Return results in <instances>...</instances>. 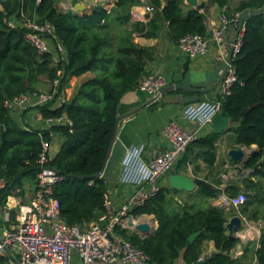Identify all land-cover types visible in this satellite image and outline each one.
<instances>
[{
    "label": "trees",
    "instance_id": "trees-1",
    "mask_svg": "<svg viewBox=\"0 0 264 264\" xmlns=\"http://www.w3.org/2000/svg\"><path fill=\"white\" fill-rule=\"evenodd\" d=\"M148 1L155 8L151 18L147 22H132V8L143 4L142 0H116L112 9L100 3L89 12L59 10L57 0H0V180L8 182L7 188L0 190V209L11 188L22 185L27 176L36 177L42 138L51 139L50 129L21 127L5 103L22 93L36 91L35 84L42 76L46 75L52 82L61 71V88L68 101L55 108L54 102L40 107L44 117L67 115L73 120L72 127H53L65 135L58 153L50 161V166L61 176L54 184V196L60 202L63 219L69 224H89L102 213L108 186L99 175L117 128L119 105L126 93L137 89L148 62L157 55L155 47L137 43L135 34L156 38L167 23L168 34L177 43L188 32L205 35L207 29L205 12L192 9L187 13L183 0L167 4L162 0ZM208 1L224 8L227 19L237 12L242 15L248 9L264 5V0L243 1L229 15L228 0ZM23 14L53 25L54 50L60 55L57 43L64 48L58 63L54 62L52 52L39 54L28 43L23 26L9 24L11 16ZM243 33V44L232 61L238 81L232 93L223 99L222 111L232 121L224 133L232 132L235 144L258 146L243 164L242 170H252L248 177L242 178L244 186L232 182L223 190L228 197L242 191L247 193V201L239 209L245 215L264 192V12L248 17ZM88 72L95 76L71 94L73 81ZM244 109L249 110L244 113ZM221 134L211 131L200 137L188 147L186 158L197 152L212 167ZM21 174L10 188V183ZM217 182L220 184L221 180ZM180 192L170 186L162 187L155 197L130 211L134 217L154 216L158 227L153 235L142 236L121 227L117 232L147 252L154 264H176L181 256L185 264H197L208 240L215 242L217 251L206 255L207 260L202 264H249L247 252L242 257L232 256L231 250L240 239L226 233L225 208L210 203L221 190L210 192L199 185L196 193L189 194L194 198L191 201L176 198ZM249 217L259 219L255 211ZM197 232L199 235L190 242L189 238ZM256 259L258 264H264V227Z\"/></svg>",
    "mask_w": 264,
    "mask_h": 264
},
{
    "label": "built area",
    "instance_id": "built-area-1",
    "mask_svg": "<svg viewBox=\"0 0 264 264\" xmlns=\"http://www.w3.org/2000/svg\"><path fill=\"white\" fill-rule=\"evenodd\" d=\"M101 1L109 9V0ZM144 8L147 13L155 12L153 5L145 4ZM70 10L80 12L77 7ZM240 18L241 13L238 12L231 19L224 17L222 25L213 29L211 37L188 32L180 37L177 46L189 59L205 57L212 43L222 46L228 42L229 24L239 26ZM23 27L26 30V40L39 54L51 52L54 27L49 21L23 14ZM243 32L242 28L229 43L232 60H226L228 70L218 86L216 97L187 104L183 109L182 120L193 123L195 129H189L181 120L173 118L162 130L165 145L154 149L150 157L147 155L148 145L145 142L126 147L119 182L133 187V191L121 205H117L114 198L106 192L104 210L89 224H69L63 219L60 202L54 196V184L61 176L50 166V142L42 138V151L37 160L39 172L33 179V184L24 183L10 190L8 188L1 208L3 223L0 227V264H75V257L81 264H154L147 252L118 233L117 228L131 229L130 220L135 224L150 222L145 218L147 215L134 217L129 213L158 194L162 188V179L183 158L188 147L201 137L202 130L212 125L214 116L222 111L223 99L232 93L233 85L238 81L232 61L243 44ZM57 48L60 55L64 53L60 43H57ZM218 59L225 60L224 54L221 53ZM59 60V56L54 58L55 63ZM61 73L58 71L50 90L22 93L7 100L6 107L40 108L55 101L60 105L66 103L68 97L61 88ZM167 86L168 79L163 72L150 71L142 76L137 89L145 92L155 102L162 98ZM45 119L52 126H73V120L67 115L49 116ZM243 171L242 175L245 176L250 175L252 170ZM225 180H228V176H225ZM7 184L6 179H1L0 190L7 188ZM246 201L247 193L242 191L234 197H225L222 202L239 210ZM243 221L245 227L238 233L241 239L242 233L246 232L248 235L250 230L246 226V219L243 218ZM260 236H255L256 240L259 241ZM245 238L247 236L242 243H238L237 256L244 253ZM205 257L203 255L200 261Z\"/></svg>",
    "mask_w": 264,
    "mask_h": 264
},
{
    "label": "crops",
    "instance_id": "crops-1",
    "mask_svg": "<svg viewBox=\"0 0 264 264\" xmlns=\"http://www.w3.org/2000/svg\"><path fill=\"white\" fill-rule=\"evenodd\" d=\"M115 1L116 0H109V9H112ZM142 1L143 4L132 8V22H147L153 15L145 11L144 5L148 4V0ZM195 1L196 3L192 4L187 0H183L184 7L186 10L196 9L205 12L207 17V29L205 35L207 37H211L213 29L222 25L223 18L225 17V9L221 8L218 4L210 3L208 0ZM243 1L247 0H228L227 13L232 15L239 4ZM100 3H102L101 0H87L86 12L91 11L94 7L93 5ZM70 4L73 5V7ZM163 4H165L164 1ZM202 4H204V6L200 8L199 6ZM57 7L59 10L66 12L69 11L70 8L77 6H75V0H57ZM9 24L13 27H22L23 16H11L9 18ZM238 31L239 26L230 23L228 27V42L222 46H217L212 43L211 49L205 57L194 60L189 59L183 53H181L177 43L170 38L168 34L167 23H164V27L160 30L159 36L156 38H146L140 36L139 34H135V41L137 43L143 46L155 47L157 51L156 58L148 62L146 66V72H163L167 76L168 86L162 98L152 103H149V101H151L150 97L139 89L129 91L123 96L121 100L118 116H122L123 118L117 124L116 139L103 173V178L105 179V182L108 186L107 192L114 198L117 205L124 203L128 195L133 191V187L123 185L119 182L122 158L126 147L132 144L145 142L148 145L147 155L150 157L154 149L161 148L163 145H165V140L162 136V130L165 125L173 118L181 120L187 128L192 130L195 129L196 126L193 123H186L182 120L181 115L183 109L187 104L216 97L219 86H216V84L226 70V60L229 61L232 56V49L229 43L236 38ZM51 52L54 54V58H56L57 55L56 51L54 50L53 42L51 43ZM221 53L224 54L225 60L218 59V56ZM93 76H95V73L88 72L76 78L69 89L70 93L72 94L73 92L77 91L85 80ZM178 85L190 87L191 89L181 88L178 87ZM171 86L175 87L169 89ZM51 87L52 83L46 75L42 76L40 82H38L37 86H35L36 91H48L51 89ZM209 89L213 90L206 92ZM58 106H60V103L55 101L52 107L55 108ZM11 109L12 115L21 127L39 130L50 129V156L53 158L58 153L60 146L65 139L64 133L58 129L53 130V127L55 126L49 125L46 122L45 117L41 115V108L13 107ZM136 110L138 111L133 114H129ZM211 131H213L212 125L202 130L201 137L206 136ZM216 145L217 159L212 167H210L202 157L198 156L197 152L191 154L188 156V158H186V153L184 154L183 158L162 179L161 187L170 186L168 175L172 173H184L194 178H202L206 180L208 183L213 185V192L218 189L221 190L217 197L210 199V203L225 208L227 211V227L229 220L235 215H241L244 220L246 218L244 214L240 213V210L235 207L225 205L222 202L224 198L227 197L223 190L227 184H231L232 182L238 183L243 187L244 185L242 178L248 177L249 175H242V173H244L242 170L243 163H234L228 155L229 149L241 146L235 144L234 135L232 132H223ZM257 148L258 146L253 144L250 147H247V151L251 153L256 151ZM225 176H228L227 181L225 180ZM219 179L221 180L220 184L217 182ZM23 182L25 181L23 180ZM26 184L29 183L26 182ZM198 189L199 186H197L192 192L183 190L179 193V195L182 194V199L184 198V200H192V198L189 197V194L196 193ZM177 196L176 198H178ZM184 200L180 199V201ZM145 218L153 223L154 230H156L158 227V221L154 218V216L147 215ZM2 223L3 217L0 209V227ZM251 232L252 231L249 230L248 235L246 232L242 233L243 237L242 239L240 238L239 243H242L244 240L243 238L247 236V239L245 238L247 241L245 240L244 242L243 255L247 252V261L249 264H258L256 259V250L259 247V241L256 240V237L252 235ZM226 233L230 235L228 229ZM250 240L252 241V245L248 247V241ZM237 248L238 244L231 250L232 256L242 257L243 255L237 256ZM215 251H217L215 242L213 240L205 241L203 254L210 255ZM75 264H81L77 257H75ZM176 264H185L183 256L178 259Z\"/></svg>",
    "mask_w": 264,
    "mask_h": 264
},
{
    "label": "water",
    "instance_id": "water-1",
    "mask_svg": "<svg viewBox=\"0 0 264 264\" xmlns=\"http://www.w3.org/2000/svg\"><path fill=\"white\" fill-rule=\"evenodd\" d=\"M163 1H164L165 4H167V3L174 2L175 0H163ZM187 1L192 3V4L196 3L195 0H187ZM148 4L152 5V3L150 1H148ZM203 6H204V4L200 5L199 7L202 8ZM77 9L80 10V11L86 12L85 5H78ZM189 11L190 10H187L186 12L188 13ZM263 12H264V5H263V7L259 8V9H248V10L244 11L242 13V15H241V18H240L239 31H241V29L244 27L246 19L248 17H250L252 15L260 14V13H263ZM231 60L232 59L230 58V61ZM227 70H228V66L226 67V70L224 71V73L220 77V79L217 82L216 86H218L220 84V82L222 81L223 77L225 76ZM172 87H175V86H171V87H169V89L172 88ZM178 87L191 89L190 87H185L183 85H178ZM212 90L213 89H209L206 92H210ZM152 102L153 101H149V103H152ZM138 110L133 111V112H131L129 114H133V113L137 112ZM248 110L249 109H244V113H247ZM122 118H123L122 116H118L117 124ZM231 124H232L231 119L225 114L224 111H220L219 113H217L214 116L213 120H212L213 131L215 133H217V134H221V133L227 131ZM116 131H117V128H116ZM116 131H115L111 146H110L109 151H108L107 160L105 162V165H104L100 175H102L104 173L106 165H107V162H108V159H109V157L111 155L113 144H114L115 139H116ZM0 151H1V149H0ZM254 153H255V151L249 153L247 151V147L243 146V145L231 148L228 151V155H229L230 159L234 163H243V164H245L247 162L248 157L251 154H254ZM22 176H23V174H21L19 177L14 179L10 183L9 187L11 188L16 183L17 179L21 178ZM168 181H169L170 187H172L175 190H179V191L185 190V191H188V192H192L199 185H202L205 189H207L210 192L214 191L213 185L208 183L206 180H204L202 178H194V177H192L190 175H187V174H184V173H172V174H169L168 175ZM129 225H130L131 229H135V231H137L142 236H151V235L154 234V231H155L153 223L152 222H148V221H143V222H140L138 224H135L132 220H130ZM244 227H245V223L243 221L242 216L235 215V216L231 217V219L229 220V222L227 224V229H228L229 234H230L229 236L234 238V239L240 238L238 233L240 231H242V229H244ZM199 233L200 232H197V233L193 234L189 238V241L193 242L196 239V237L199 235ZM251 245H252V241L250 240V241H248V247L251 246ZM206 260L207 259L201 260L197 264H202Z\"/></svg>",
    "mask_w": 264,
    "mask_h": 264
},
{
    "label": "rangeland",
    "instance_id": "rangeland-1",
    "mask_svg": "<svg viewBox=\"0 0 264 264\" xmlns=\"http://www.w3.org/2000/svg\"><path fill=\"white\" fill-rule=\"evenodd\" d=\"M73 5H74V3H73ZM73 5H71V6L73 7ZM77 5H85V7H87V0H82V1L75 0V6H77ZM80 12H82V11H80ZM56 55L60 57V55H58L57 52H56ZM90 73H93V72H90ZM37 84L38 83H36L35 86H37ZM34 178L35 177L31 178V177L27 176V177H25L23 179L25 181L23 183L27 182L29 184H33V179ZM255 179L259 180L260 178L256 177ZM262 181H263V184H264V179H262ZM177 197L179 199H181V200H184V198L182 199V194H180V195L178 194ZM185 198H186V196H185ZM254 211H255V213L258 214V218L259 219H257V220L250 219V217H249V215L251 213H253ZM244 216L246 218V226H247V228H249L252 231L251 232L252 235H254V236L261 235L262 228L264 227V192L261 195L260 201H257V203L253 206V208H251L250 213L245 214ZM130 230L134 231L133 229H130Z\"/></svg>",
    "mask_w": 264,
    "mask_h": 264
}]
</instances>
